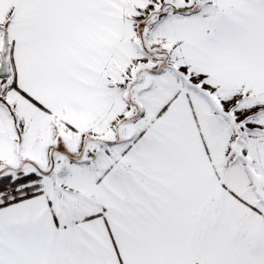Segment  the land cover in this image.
Masks as SVG:
<instances>
[{"label": "snow or ice", "instance_id": "6c2138e0", "mask_svg": "<svg viewBox=\"0 0 264 264\" xmlns=\"http://www.w3.org/2000/svg\"><path fill=\"white\" fill-rule=\"evenodd\" d=\"M0 264H264V0H0Z\"/></svg>", "mask_w": 264, "mask_h": 264}]
</instances>
